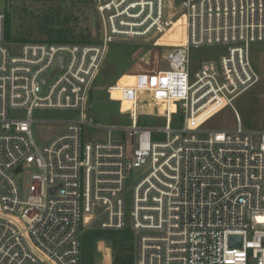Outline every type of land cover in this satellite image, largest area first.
Instances as JSON below:
<instances>
[{
	"label": "built area",
	"instance_id": "1",
	"mask_svg": "<svg viewBox=\"0 0 264 264\" xmlns=\"http://www.w3.org/2000/svg\"><path fill=\"white\" fill-rule=\"evenodd\" d=\"M97 11V44L9 41L0 13V264H80L84 229L128 226L134 264H264V132L243 129L236 112L233 130L205 127L259 80L249 54L264 41V0H107ZM147 37L168 48L166 67L107 87L120 111L129 106L130 127L84 140L97 128L84 110L107 46ZM214 46L225 47L218 63L192 74L191 50ZM143 93L160 106L163 129L138 125ZM44 110L78 117L37 120ZM39 124L63 129L38 143ZM141 168L127 222L125 181Z\"/></svg>",
	"mask_w": 264,
	"mask_h": 264
},
{
	"label": "rangeland",
	"instance_id": "2",
	"mask_svg": "<svg viewBox=\"0 0 264 264\" xmlns=\"http://www.w3.org/2000/svg\"><path fill=\"white\" fill-rule=\"evenodd\" d=\"M105 1L107 0H0V13L9 15L10 37L13 38V42L53 41L57 31L68 30L77 38L87 37L97 44L101 38L97 7ZM168 3L177 7L180 0H167ZM45 30H51V35L48 36ZM147 39L114 40L107 46L101 69L84 110L87 122L97 128L86 127L84 140L105 141L107 128L130 127L131 122L127 112L129 106L125 105L126 109L120 111L119 104L109 99L107 87L118 80L135 82L136 79L127 77L166 67L163 56L168 48L155 46L152 40ZM224 54L225 47L222 46L192 49L191 73L197 71L205 62L218 63ZM249 58L258 74V82L233 100L234 111L230 107H225L216 112L206 123L207 129H235L237 122L234 112H236L243 129L256 133L264 132V41L250 44ZM137 112L140 127L152 130L164 128L165 119L160 115V106L148 94L140 95ZM33 115L37 120L44 122H65L78 117L77 112L55 110L35 111ZM172 126L174 129L179 128L178 116L172 118ZM62 129V125L39 124L34 126L33 136L38 143H43L56 136ZM157 138L162 140L164 136L157 135ZM110 139H124V136L119 131H113ZM143 175V168L134 169L127 175L122 195L127 222H130L132 211L133 187ZM28 181L29 175L26 174L24 184L27 185ZM136 247L135 245V252ZM135 260L136 255L134 262ZM111 263L109 246L106 243H99L97 264Z\"/></svg>",
	"mask_w": 264,
	"mask_h": 264
},
{
	"label": "trees",
	"instance_id": "3",
	"mask_svg": "<svg viewBox=\"0 0 264 264\" xmlns=\"http://www.w3.org/2000/svg\"><path fill=\"white\" fill-rule=\"evenodd\" d=\"M5 15V36L7 40L12 41L10 37L9 15ZM47 35H51V30H45ZM56 38L53 41H36L46 43H78L94 44L87 37L73 35L71 31L59 30L56 32ZM51 39V37H49ZM14 41V40H13ZM106 243L111 251V264H134L136 239L132 229L128 226L119 231H105L98 228H90L82 231L80 236L81 263L80 264H97L98 244Z\"/></svg>",
	"mask_w": 264,
	"mask_h": 264
},
{
	"label": "water",
	"instance_id": "4",
	"mask_svg": "<svg viewBox=\"0 0 264 264\" xmlns=\"http://www.w3.org/2000/svg\"><path fill=\"white\" fill-rule=\"evenodd\" d=\"M61 61H62V59H61ZM59 69H61V67ZM230 245H231V247H238V248H240L241 247V240H240V238L239 237H231L230 238Z\"/></svg>",
	"mask_w": 264,
	"mask_h": 264
},
{
	"label": "bare ground",
	"instance_id": "5",
	"mask_svg": "<svg viewBox=\"0 0 264 264\" xmlns=\"http://www.w3.org/2000/svg\"><path fill=\"white\" fill-rule=\"evenodd\" d=\"M123 77H125V76H123ZM127 78H130V79H136V78H134V77H127ZM135 82H137V79L135 80ZM120 83H126V82H120Z\"/></svg>",
	"mask_w": 264,
	"mask_h": 264
}]
</instances>
